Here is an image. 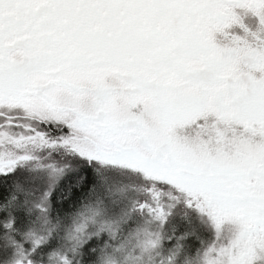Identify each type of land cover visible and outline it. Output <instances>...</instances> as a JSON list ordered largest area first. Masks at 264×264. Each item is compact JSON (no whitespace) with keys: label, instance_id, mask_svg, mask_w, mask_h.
<instances>
[{"label":"snow or ice","instance_id":"1","mask_svg":"<svg viewBox=\"0 0 264 264\" xmlns=\"http://www.w3.org/2000/svg\"><path fill=\"white\" fill-rule=\"evenodd\" d=\"M0 264H264V0H0Z\"/></svg>","mask_w":264,"mask_h":264}]
</instances>
